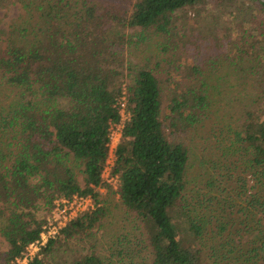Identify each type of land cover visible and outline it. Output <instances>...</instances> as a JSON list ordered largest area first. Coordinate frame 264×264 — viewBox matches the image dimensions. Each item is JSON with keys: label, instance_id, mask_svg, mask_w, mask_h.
Returning a JSON list of instances; mask_svg holds the SVG:
<instances>
[{"label": "trees", "instance_id": "obj_1", "mask_svg": "<svg viewBox=\"0 0 264 264\" xmlns=\"http://www.w3.org/2000/svg\"><path fill=\"white\" fill-rule=\"evenodd\" d=\"M209 8V31L175 18ZM137 29L143 56L134 64ZM123 113L113 202L139 236H114L103 255L96 236L107 206L96 188L107 186L110 128ZM74 195L90 196L94 207L26 264L56 255L62 264H204L214 221L232 242L246 237L244 264H258L264 0H0V264H14L39 238L42 210Z\"/></svg>", "mask_w": 264, "mask_h": 264}, {"label": "rangeland", "instance_id": "obj_2", "mask_svg": "<svg viewBox=\"0 0 264 264\" xmlns=\"http://www.w3.org/2000/svg\"><path fill=\"white\" fill-rule=\"evenodd\" d=\"M204 11V12H203ZM215 9L214 8H209V9H203L201 10V13H199L196 9H184L176 13L175 18L178 19V22H180L181 27H184L186 29L195 31L197 28H203L205 31L207 28L213 27V19H215ZM183 30V28H182ZM139 30H133L131 33L135 34L134 37V42H135V47L133 46L132 48V62L135 63H141L142 62V52L141 50L137 47L138 42L142 41L143 37L141 34H138ZM183 32L181 31L180 33L177 34V37H183L182 36ZM159 41V37H152L151 42L153 43L152 50L154 53L156 46L155 43ZM195 41L194 38L190 39L187 41V46L188 48H193ZM142 46V45H141ZM150 50V49H149ZM225 72L224 69H220L218 71V74L221 77H224L223 73ZM165 76V75H164ZM173 78L171 77L169 80V83H171V87H173ZM171 92L167 84L164 85V101L168 100V94ZM126 118V115L123 113L122 120ZM120 125L119 124H112L111 125V131H112V145L115 146L117 145L120 137ZM113 155V151H112ZM113 158V156H112ZM111 161V158H109ZM198 167H194L190 170V172L193 174V172L196 171ZM193 176V175H191ZM190 177V176H189ZM104 178V183L107 184L110 189L113 190V193L111 194L108 191L107 186H100L96 188V190L99 192V195L102 199V202L100 205H105L107 206L106 209V216L105 219H103L102 222L104 227L98 229V234L96 236L97 239H100L102 248L100 249V253L103 255H106L107 249H108V242L110 239H113L114 236H118L120 234L127 235V238H133V236L137 235L139 236V229L136 227L134 221H130L129 219H122V214L119 210L115 209L114 207V202L113 200H116L118 197L117 190H118V183L117 179L114 176H111L110 174V169L109 167L106 168V172L103 174ZM109 178H111L110 181H107ZM196 178V177H195ZM194 178V180H195ZM80 179V178H79ZM81 181V180H80ZM193 186V182H192ZM51 208L48 210H42L40 212V219L42 221L46 220L50 213ZM229 211L221 212L217 211L216 217L221 220V218L224 219H229L225 213H228ZM219 222H212L213 228L210 232L207 233L209 236L208 239L206 240V243L202 245L203 248V263L204 264H244L246 261L245 257L242 255V253H246L250 249H252L249 245L247 244L248 239L243 240L245 242V245L240 244L237 242V239L235 242H232L230 240V234L231 231L227 230L224 231L223 233H219V230L216 226ZM184 226V225H183ZM182 234V233H181ZM207 237V236H206ZM252 238L253 236H249ZM7 249V245L4 242V240L0 237V253L5 251ZM149 248H147L145 251L148 252ZM60 254H65L67 258V254H70L71 252H65L61 250L59 252ZM41 257L45 256V253L40 254ZM142 255H145L144 253ZM239 258V259H238ZM264 258V250L260 251V255L258 257L257 263L260 264L263 262ZM47 261V264H62L60 262L59 257L56 255L54 257H49L45 259Z\"/></svg>", "mask_w": 264, "mask_h": 264}, {"label": "built area", "instance_id": "obj_3", "mask_svg": "<svg viewBox=\"0 0 264 264\" xmlns=\"http://www.w3.org/2000/svg\"><path fill=\"white\" fill-rule=\"evenodd\" d=\"M120 106L123 108L124 102H121ZM124 120H122L120 123H116L120 125V131ZM111 130L112 129L110 128L109 156L104 167L102 177L104 172H106L107 167L111 169L114 160V157L112 158V151H114L116 145H112ZM109 158H111V161ZM110 180L111 178H109L107 181ZM93 207V201L90 196L74 195L72 198L60 197L55 199L48 217L43 221L39 238L26 247L23 255L20 258H17L14 264H26L34 257L35 254L44 248L50 240L55 239L60 230L66 226L68 222L76 218L80 213L89 211Z\"/></svg>", "mask_w": 264, "mask_h": 264}]
</instances>
